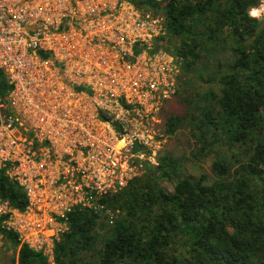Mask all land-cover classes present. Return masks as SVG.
<instances>
[{"label": "built area", "instance_id": "2783aa9c", "mask_svg": "<svg viewBox=\"0 0 264 264\" xmlns=\"http://www.w3.org/2000/svg\"><path fill=\"white\" fill-rule=\"evenodd\" d=\"M166 36L129 0H0V171L27 199L19 210L0 198V255L11 233L18 253L54 256L68 214L112 222L100 200L159 165L185 66Z\"/></svg>", "mask_w": 264, "mask_h": 264}, {"label": "trees", "instance_id": "16d2710c", "mask_svg": "<svg viewBox=\"0 0 264 264\" xmlns=\"http://www.w3.org/2000/svg\"><path fill=\"white\" fill-rule=\"evenodd\" d=\"M129 1L164 19L160 44L185 59L176 96L186 113L168 114L170 101L161 117L165 136L188 131L190 157L166 150L158 166L101 199L112 222L73 210L54 264H264V21L250 15L264 0ZM9 90L0 72V97ZM211 160L203 172L200 162ZM0 198L27 206L3 171ZM4 243L20 246L11 233ZM17 254L2 252L0 264H49L27 245Z\"/></svg>", "mask_w": 264, "mask_h": 264}, {"label": "rangeland", "instance_id": "374dc122", "mask_svg": "<svg viewBox=\"0 0 264 264\" xmlns=\"http://www.w3.org/2000/svg\"><path fill=\"white\" fill-rule=\"evenodd\" d=\"M263 7H264V2H262V4L258 8L252 9L250 12V15L252 17H256V18L264 21V10H263L264 8ZM255 10L258 11L256 15H254ZM179 80H178V87L180 88L181 84H180ZM168 105H170L169 108L167 106L168 114L178 115V116H184L185 115L186 106L182 105L180 103V100H178L177 96ZM166 137H167V143L165 145L163 152H165L166 150H172L176 156L182 157L183 160H184V157H186V158L190 157L191 146L189 143L191 142V138L188 134V131L179 130L172 139L168 136H166ZM211 163H212V160L208 161V162H205V161L200 162V165L203 168V172L211 174L210 173ZM185 166L187 169L191 170V172L195 175H198L200 173V170L194 168L192 165L185 164ZM164 186L168 191L173 190V184L167 180L164 181ZM11 244L12 243L7 244V246H5L3 253L8 254L10 257H12L13 252H16L15 258L17 260L18 250L15 249L14 246H11ZM45 258H47L49 264H54V256L53 255H51L49 253L45 256ZM0 261H3V260L0 259Z\"/></svg>", "mask_w": 264, "mask_h": 264}, {"label": "bare ground", "instance_id": "6f19581e", "mask_svg": "<svg viewBox=\"0 0 264 264\" xmlns=\"http://www.w3.org/2000/svg\"><path fill=\"white\" fill-rule=\"evenodd\" d=\"M263 8H264V7H263ZM263 10H264V9H263ZM257 12H258V11H257V10H255V11H254V15H256V14H257Z\"/></svg>", "mask_w": 264, "mask_h": 264}]
</instances>
